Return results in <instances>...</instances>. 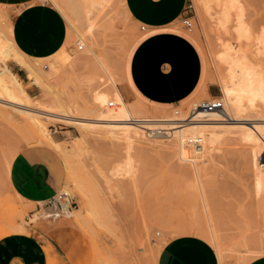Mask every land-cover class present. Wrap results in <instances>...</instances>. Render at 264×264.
I'll return each mask as SVG.
<instances>
[{
  "label": "rangeland",
  "instance_id": "rangeland-1",
  "mask_svg": "<svg viewBox=\"0 0 264 264\" xmlns=\"http://www.w3.org/2000/svg\"><path fill=\"white\" fill-rule=\"evenodd\" d=\"M41 1L52 4L63 14L68 34L74 35V26L84 22L80 2L91 0ZM97 1L101 4L92 15L95 34L94 41L93 38L90 41L94 51L115 72L120 87L124 80L125 57L132 43L142 34V25L133 20L125 0ZM240 1L245 26L253 31L247 39H241L238 34V12L227 16L223 8L217 9V3L214 6L216 0H189L187 16L191 17L193 26L188 29L182 20L178 22L204 52L209 72L203 92L193 100L196 103L213 98L207 91L208 84L213 85L218 98L223 97L222 81L228 77L227 73L239 55H249L264 67V55L258 49V37L264 28V0ZM0 17L1 31L4 28L2 21L12 23L11 10L0 6ZM78 41L77 36L70 39L69 49L78 51H75L77 57L74 55L71 59L64 58L58 51L48 57L33 58L20 50L24 59L34 63L35 74L9 56L7 50L0 56V71L7 70L9 75L14 73L31 100L29 106L17 102L18 106L0 89V239L15 233H29L39 226L47 212L44 209L38 211L36 203L27 201L16 191L10 169L15 157L23 150L41 147L57 155L62 170L59 191H67L74 198L71 206V200H59L58 197L54 200L55 204L63 206L64 219L80 230L87 251L83 260L72 264H157L163 246L170 239L184 235L199 236L215 248L204 236L206 223L198 214L202 212V203L197 187L177 169L176 163L182 161L178 160L180 154L172 155L150 143H139L137 146L142 149H134L128 154L126 144L84 129L88 124L83 123L99 122L87 111L93 89L105 85V74L93 52L86 44L80 49ZM229 43L236 50L231 51L230 61L222 63L217 55L229 51ZM235 52L239 54L235 56ZM14 62L23 68L19 75L15 72ZM52 95L72 104L74 112L60 117L63 120L55 114L52 116L50 112H55L50 106ZM125 101L149 115L175 114V109L180 110L172 107L171 112L163 113L148 109L131 98H125ZM181 113L189 115L184 108ZM73 114L80 115L81 120L71 121L75 117ZM84 114L87 118L82 117ZM30 115L41 119L47 128L45 133L40 128L42 125L35 124ZM250 115L248 117L260 118L262 115L264 118V107L259 106ZM241 123L249 125L250 121H233L227 127L229 133L220 145V152L214 150L203 154L201 151L198 159L204 189L215 209L213 218L221 222L223 228L225 264H248L264 255V192H257L252 184L250 160L245 154L250 145H242L239 141L244 127ZM184 151L189 155V149ZM128 163L132 166L131 171L126 169ZM245 220L248 229L242 227ZM226 225L228 228L234 226L241 233L228 235ZM246 248L247 252H243ZM45 250L48 264H65L54 254L51 245L47 244Z\"/></svg>",
  "mask_w": 264,
  "mask_h": 264
},
{
  "label": "crops",
  "instance_id": "crops-1",
  "mask_svg": "<svg viewBox=\"0 0 264 264\" xmlns=\"http://www.w3.org/2000/svg\"><path fill=\"white\" fill-rule=\"evenodd\" d=\"M127 9L146 29L130 46L124 61V98L152 110L171 111L187 106L204 90L208 71L204 52L178 22L188 15L189 0H125ZM11 10L13 39L33 58L56 53L68 34L67 20L52 4L41 0H0ZM18 75L23 70L14 62ZM208 93L217 97L212 84ZM11 179L16 191L37 210H47L38 227L0 239V264H48L47 244L65 264L83 260V237L65 220L63 206L55 204L62 180L57 155L48 148L32 147L12 163ZM58 202V201H57ZM43 205V207H42ZM68 218V217H67ZM157 264H220L215 248L196 235L170 239L161 249ZM248 264H264V255Z\"/></svg>",
  "mask_w": 264,
  "mask_h": 264
},
{
  "label": "bare ground",
  "instance_id": "bare-ground-1",
  "mask_svg": "<svg viewBox=\"0 0 264 264\" xmlns=\"http://www.w3.org/2000/svg\"><path fill=\"white\" fill-rule=\"evenodd\" d=\"M216 1L217 2H214V6L217 3V9L219 7L223 8L226 11L225 13L227 14V16H229L233 12L235 14V11L238 12L237 15H239V18L237 19V22H239L240 25L237 31L238 34H240L241 39L242 37H245L246 39L251 37L253 31L245 26L246 22L243 20L244 14L241 1ZM80 4L81 5L79 10L83 14L84 22L81 26H74V35L71 33L67 34V39L64 45L58 50V54H61L64 58H73L76 54L75 51L77 50L69 49L71 43L70 39L77 36L79 39V45L82 46L80 48H84V44L87 45L88 49L93 52V55L98 60L105 74V85L101 88L99 87L93 89V93L90 99L91 102L88 106L87 111L89 115L95 116L99 122L83 123L88 124L87 128L84 127V129H87L91 133L103 134V136L112 139V141L114 142L116 141L126 144L128 154H131L133 152L132 150L134 149H142V147L137 146L139 143H150L154 148H158L159 150H162L164 152H169L172 155L180 154L178 160L182 161L176 163L177 169L179 170L181 175L187 176L192 180L191 185L197 187L196 189L199 193L198 196L202 203V212H199L198 214H200L199 216H203V220L206 223L205 229L203 231L204 236L209 238L213 242L219 254L220 264H225V257L223 254L224 236L221 233L223 228L220 227L221 222L218 223V220L213 218L216 215H213L214 206L212 203H210L209 195L207 194L208 191L204 189L203 180L200 176V169L198 167V159L201 157V151H203V154L207 152H214V150H218V152H220V145L223 144L224 137H226V135L229 133L227 127L230 126L233 121H250L249 125L241 123L244 127L242 129V135L239 136V141L242 142V145H250L249 149L247 148L248 152L245 151L247 149H245L244 151L245 154L247 153L250 160L249 165L253 175L252 184L254 185L257 192H264V118L262 117V115V118H259L257 116L248 117L251 116L250 113L253 110H256V108H258L259 106L264 107V67L258 61L256 62L254 58L248 57L249 55L242 56V54L239 55V57L235 59V61H233V64L231 63L233 66L229 63L232 67L230 69V72L227 73L228 77L225 80L223 79L224 81H222L223 97H221L220 99L223 101L224 107L221 110H217L214 112H205L204 110H200L195 115H193L191 113L192 109L194 108V106L198 105V102L196 103L195 101H192L187 106L180 107V110L175 109V114L173 113L167 115L155 113L153 115H149V113L147 112H140L136 109V105L133 106L131 105L132 103L128 104L125 101V98L118 87L115 72L104 60L101 59L100 55L94 51V48L91 44L92 40L94 41L95 34V23L94 21H92V15L97 5H100L101 3L97 0H91L90 2L88 1L86 3L80 2ZM223 18H225V16ZM224 21L223 23H225ZM2 22L3 25L5 24V26H3L1 23L2 28H4L0 31V56L7 50L9 56L15 58L16 61L25 69H27L31 74H35L36 67L34 63L29 62L22 57L20 48L17 46L13 39V27L12 23H10L11 21L8 23H6L7 21ZM91 38L93 39L90 41ZM233 44H235V42ZM233 44L232 46L230 45V43L228 44L229 51L226 50V52H220V54L217 55L222 63L228 62V60L230 61L228 57L231 56V51L236 50L233 48ZM247 45L249 44L247 43ZM258 45L259 52L264 55V28H262V32L258 37ZM236 48L239 47L236 46ZM245 50L243 51L245 52ZM237 53L235 52V56L239 54ZM260 53L258 54L259 56ZM75 56L77 57V55ZM6 71L7 70H5L4 72L0 71V89L4 94L8 95V98L12 100L11 102H19L20 104L21 102H25L29 106L28 103L31 102L30 95L23 88L21 81L14 73H11L9 75L6 73ZM50 97H52V101L49 100L50 106L55 110V112H50L52 116L53 114H55L56 118L62 119L60 117L66 116L67 113L74 112L75 107L72 104L66 103L65 101L63 102L62 99L58 100L57 96L52 95ZM53 97H55L56 100ZM7 101L5 100L4 102ZM111 101L114 102V106L109 105ZM17 105L19 106L18 103ZM23 106L25 105L23 104ZM28 106L26 108H28ZM143 106L149 109V107L145 105ZM29 108L32 109L33 107ZM182 108L189 112L188 116L185 113H181ZM155 111L163 113L171 112L160 110ZM74 116L75 117H73L71 121L79 122V118L81 120L80 115H77L78 117H76V115ZM84 116L85 114L82 117ZM192 116L193 118H190ZM47 117H49V115ZM85 117L87 118V116ZM30 119L33 120L35 124H43V122L41 123V119L38 118L37 115H30ZM84 121L85 120H83V122ZM40 128L44 133L47 131L46 125H42L40 126ZM157 129H160L161 132L157 131ZM152 130H155L153 134H151ZM48 136H50V134ZM197 136L203 137L204 141L201 147H196L195 145L189 143L190 137ZM235 138L238 137H234V139ZM185 148L189 149V155L186 153V151H184ZM126 169L128 171L132 170V166L130 163L126 165ZM199 209H201V207ZM247 224L248 223L246 220L242 221V227L245 228ZM246 229L248 228L246 227ZM233 230L237 229L234 228V226H231L228 228V232L227 230L225 232H227L228 235H230V233H241L238 232V230L237 232H233ZM227 233H225V235H227ZM245 250L246 251L243 252H247V248Z\"/></svg>",
  "mask_w": 264,
  "mask_h": 264
},
{
  "label": "built area",
  "instance_id": "built-area-1",
  "mask_svg": "<svg viewBox=\"0 0 264 264\" xmlns=\"http://www.w3.org/2000/svg\"><path fill=\"white\" fill-rule=\"evenodd\" d=\"M182 23L188 29H191L193 26V22L191 21V17H188V16H186L185 18L182 19ZM141 29L145 30L146 26L142 25ZM80 47H82V46L79 45V48ZM80 49H82V48H80ZM109 105L114 106L115 104L113 101H111ZM223 107H224L223 101L218 97H213L212 99H207V100H203V101L199 102L198 105L194 106L191 113L193 115H195L200 110H204L205 112H214V111L223 109ZM190 118H193V116ZM154 131L155 130H152L151 134H153ZM157 131L161 132L160 129H157ZM203 141L204 140H203L202 136L189 138V143L192 145H195L196 147H201L203 145ZM57 197L59 198V200H68V202L71 200V203H69V205L74 203V198L67 191L59 192Z\"/></svg>",
  "mask_w": 264,
  "mask_h": 264
}]
</instances>
